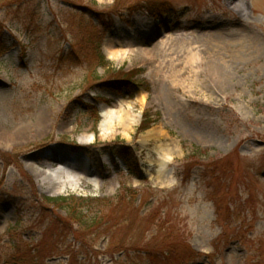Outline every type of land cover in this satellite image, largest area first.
Masks as SVG:
<instances>
[{
	"label": "rangeland",
	"instance_id": "374dc122",
	"mask_svg": "<svg viewBox=\"0 0 264 264\" xmlns=\"http://www.w3.org/2000/svg\"><path fill=\"white\" fill-rule=\"evenodd\" d=\"M221 3L0 0V264L19 248L38 264L140 263L136 251L104 255L106 239L93 235L79 248L65 213L43 202L67 196L91 199L90 217L102 214L93 199L121 196L118 238L136 241L147 229V241L148 223H164L170 264L187 249L201 256L181 264H264V0ZM141 18L154 24L152 55L108 59L133 47ZM191 33L209 49L219 33V57L198 64L195 50L194 66L182 55L177 73L154 77ZM98 55L109 68L97 66ZM120 101L131 105L118 115L136 123L101 139L100 110L119 111ZM144 114L150 126L139 132ZM62 183L64 192H48Z\"/></svg>",
	"mask_w": 264,
	"mask_h": 264
},
{
	"label": "trees",
	"instance_id": "16d2710c",
	"mask_svg": "<svg viewBox=\"0 0 264 264\" xmlns=\"http://www.w3.org/2000/svg\"><path fill=\"white\" fill-rule=\"evenodd\" d=\"M148 9H150L151 12H161L157 7H149ZM4 50L3 47L0 49V56L4 54ZM97 58V66L102 68L110 67V63L106 62L102 56L98 55ZM111 80L118 81V74H115ZM122 81H126V83L131 82L130 78L127 76H122ZM149 126L150 120L148 119L147 114H144L138 131H145ZM94 200L97 202L102 201V214L98 212L90 217V211L86 209V204L88 201H92L91 199H81L73 196L55 198L43 197V202L65 213L63 219L65 223L64 226H68L64 228V231L68 232L67 235L72 233L73 239L80 243L79 248L82 250L86 249L88 245V237L93 235L98 239H106L107 246L105 247L104 255L115 256L122 255L124 252L136 251L140 256H143L138 264H170L169 258L174 257V255L172 245L170 244V234L164 233L163 231L164 223H159L157 221H150L148 223V226H153V228L150 229L151 235L147 241H145L147 239L145 236L148 232L147 229L140 233V238L136 241H132L129 237L118 238V222L122 217L117 220L116 216L118 214L117 206L122 202V197L116 196L113 199L102 198L93 199V201ZM137 217H140L139 213H137ZM108 221H112L113 223L108 226ZM73 225H76L77 228L73 229ZM134 230L135 229L132 227L129 233ZM68 246L69 250H73L70 245ZM73 252L74 250L70 254L68 253L67 256L70 258ZM200 256L201 255L193 250L187 249L185 255L179 260V264L192 259L195 260ZM6 264H38V257H35L34 255L32 256L31 250H25V248H19L18 250L14 249V253L10 255L8 263ZM115 264H118V262H115Z\"/></svg>",
	"mask_w": 264,
	"mask_h": 264
},
{
	"label": "bare ground",
	"instance_id": "6f19581e",
	"mask_svg": "<svg viewBox=\"0 0 264 264\" xmlns=\"http://www.w3.org/2000/svg\"><path fill=\"white\" fill-rule=\"evenodd\" d=\"M220 2V6H223L221 3V0H217ZM227 3L231 4L233 0H224ZM227 13V12H225ZM179 29L183 27H178ZM154 31V24L152 22L146 21L145 19L141 18L139 19L138 28L134 30V32L130 35V42L132 43L133 47L129 48L124 51H116V52H106V57L113 61H121L125 56L133 55L135 54L138 58H147L152 55V51L154 48L148 50V46L150 44L151 38L153 37ZM211 40L212 44L210 45V49L208 48L207 41H200L198 37L191 33L187 37L181 38L179 41H176L172 46L169 47V50L165 52V55L170 57V59L166 62L165 65L163 63H158L156 68L152 71L153 76L157 77L162 72L166 71L167 73H171V75L177 73L176 72V62L175 58L178 59L182 55H185L187 58H190V63L193 65V62L196 60L195 56H192V52L197 50V63H207L210 62L213 58L219 57V48L224 46V42L221 40L220 34H211ZM241 43V41L239 42ZM197 44L200 48V46L205 47V51L200 53V50L196 49L194 45ZM112 46V42L109 44ZM146 46V47H145ZM166 46V45H165ZM174 46V47H173ZM145 47V48H144ZM194 66V65H193ZM212 74V73H211ZM129 102L120 101L118 103L119 111H117L113 107H103L100 110V123H99V133L100 138H109L112 137L113 134L109 133L111 127H113L115 124L117 126H121V128L124 131L130 132L136 123V119L130 118L128 114L126 116H119L120 109L124 106L129 110L130 108ZM92 141V137H82L79 139L80 144H87ZM59 174L69 178L78 176L83 179H86V181L90 184L92 180L90 178H86L87 174L86 172H82L80 174L77 171L72 172L71 170H65L62 173ZM72 180V179H70ZM93 183V182H92ZM162 182L161 184H163ZM72 185V184H71ZM97 185V184H95ZM51 191V194H59L66 190V186L62 183L57 188H51L49 189Z\"/></svg>",
	"mask_w": 264,
	"mask_h": 264
}]
</instances>
